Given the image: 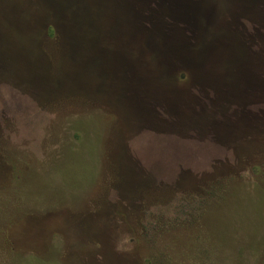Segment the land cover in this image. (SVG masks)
Segmentation results:
<instances>
[{
  "label": "rangeland",
  "instance_id": "rangeland-1",
  "mask_svg": "<svg viewBox=\"0 0 264 264\" xmlns=\"http://www.w3.org/2000/svg\"><path fill=\"white\" fill-rule=\"evenodd\" d=\"M0 264H264V0H0Z\"/></svg>",
  "mask_w": 264,
  "mask_h": 264
},
{
  "label": "flooded vegetation",
  "instance_id": "flooded-vegetation-1",
  "mask_svg": "<svg viewBox=\"0 0 264 264\" xmlns=\"http://www.w3.org/2000/svg\"><path fill=\"white\" fill-rule=\"evenodd\" d=\"M217 84H219V83H217ZM208 93L211 94V92H207V95H208ZM215 95H217V93H215ZM240 111H241V110H240ZM223 116H226V115H223Z\"/></svg>",
  "mask_w": 264,
  "mask_h": 264
}]
</instances>
